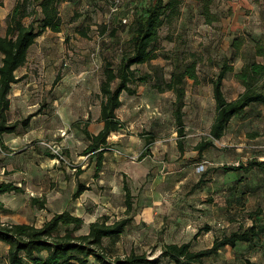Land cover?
<instances>
[{"label": "rangeland", "instance_id": "obj_1", "mask_svg": "<svg viewBox=\"0 0 264 264\" xmlns=\"http://www.w3.org/2000/svg\"><path fill=\"white\" fill-rule=\"evenodd\" d=\"M16 1L0 0L2 35L6 34L7 16ZM135 7L133 0H68L61 6L63 31L60 33L46 31L30 50L27 64L17 72L19 77L26 79L13 86L11 92L13 109L9 113V119L12 124L17 122L22 124L16 133L4 136L7 148L0 145V183L13 182L23 188L24 192H13L0 197L7 208V211L0 215L3 222L27 223L40 227L57 212L69 210L75 213L76 208H79L76 212L80 214L85 204L89 214L97 218L96 220L106 216L114 222L128 217L126 213L124 217L117 218L121 215L118 208L125 198L121 201L120 197L114 195L108 200L112 204L109 206L95 200L83 204L80 199L78 201L74 199L76 188L72 183L66 185L60 179L54 180L48 172L37 171L39 155L47 156L45 151L48 149L44 143L61 146L67 162L60 160L59 162L63 164L66 176L67 168L73 170L76 173V185L82 182L87 186V190L93 188L95 192L102 191L106 193V199L115 190H120L121 185L127 181L136 203L138 196L135 194L138 189L144 190L149 184L154 183L151 180L154 178H144L148 166L144 168L139 165L141 156L132 158L135 162L132 163L133 177L108 176L112 186L109 183H104L103 186L96 184V176L93 178V175L81 179L83 168L88 167L82 165V159L79 158L85 151L84 143L80 140L83 132L73 127V123L78 121L83 127L90 119V129L96 130L100 120L94 119H98V113L101 111L100 85L104 78V64L111 61L117 65L121 61L122 51L130 39ZM202 9L203 0H184L181 20L173 29L165 27L161 31L160 56L149 64L137 66L141 72H151L154 80L139 84V95L130 96L125 93L122 96L124 103L119 110V116L125 124L133 126L132 130L142 138H152L154 141L155 133H159V126H164V130L160 131L164 137L169 138L173 131H176L180 138L179 127L174 117L176 95L174 92L160 93L154 87L157 80L165 82L171 78L176 55L196 52L201 58L198 67L200 83L196 84L191 79L186 83L185 127L194 133L202 129L199 131L207 136L216 115L211 79L215 78L221 69L224 58L233 55L232 44L235 39L243 40L244 47L247 48L254 47L263 39L264 0H214L212 9L219 19L213 25L206 23ZM124 20H127V23ZM114 29L118 30L116 36H113ZM2 59L3 55L0 52V65ZM233 64L235 71L231 72L225 81V91L229 100L237 99L243 91L235 76L236 72L241 70L243 61L237 58ZM59 75L60 81L54 84ZM31 115L32 119L25 125L23 122ZM258 125L255 124L254 128L264 131V121ZM74 134H77L78 138H73ZM68 137L78 144L74 153L60 142ZM218 142L212 156L208 155V162L199 159L197 153L193 155L195 146L186 139L185 154L180 152L179 147L172 149L171 142H165L166 151L155 150L156 158L150 162L154 166L152 171L156 172L155 169L163 168L165 173L159 172L157 175L152 172L151 177L157 176L155 186L160 181L158 187L167 192L166 197L175 206L179 204L182 207L180 210L183 213L179 214L183 218V229L180 232L183 239L179 244L190 241L194 250L212 247L215 239L212 235L203 234L200 238L198 235L200 228L207 225L205 224L207 221L215 224L222 222L221 232L228 234L238 230L245 231L256 225L261 235L259 240L240 244L235 249L227 247L206 261L209 264H264V171L255 169L248 174L236 171L227 174L223 168L240 163L248 164L253 159L264 161V142L249 141L245 147H242L244 143L236 137H228ZM151 146L154 148V144ZM159 146L156 143L155 149ZM124 157L125 160H131L127 155ZM195 158L200 162L197 163ZM183 168L184 185L176 193L171 190L177 179L173 173ZM80 170L82 172L78 174ZM163 174H166L167 179H162ZM214 175L217 180L225 179L231 183L234 198L235 194L247 191L245 210L235 208L236 201L231 203L232 211L227 212L220 209L224 203L222 200L218 199L216 206L211 204L214 199L210 197L212 184L209 183L213 181L211 177ZM201 178L204 181L196 188ZM92 179H95L94 182ZM32 198L45 200L47 207L40 209L33 205ZM202 200L205 201L206 211L200 207ZM253 211L260 213L252 218L250 212ZM130 216H134L133 213ZM81 217L85 220L81 233H87L91 216ZM142 224L131 225L120 238L106 241L114 257H125L131 251L137 250L141 253L147 252L151 259L160 258L161 247L166 241L164 235L161 232L157 234ZM5 253L6 249L3 247L1 264L6 263ZM160 262L171 264L163 258Z\"/></svg>", "mask_w": 264, "mask_h": 264}, {"label": "trees", "instance_id": "obj_2", "mask_svg": "<svg viewBox=\"0 0 264 264\" xmlns=\"http://www.w3.org/2000/svg\"><path fill=\"white\" fill-rule=\"evenodd\" d=\"M68 0H17L7 16L6 34L0 33V52L3 55L0 65V145L4 148V135L16 133L22 122L12 124L9 119L11 109L10 94L15 84L25 78L19 77L17 72L24 67L29 59L31 47L46 31L56 33L63 31L64 19L61 6ZM136 4L135 17L131 22L130 39L127 47L122 51L119 64L111 61L104 64V78L101 81V115L100 121L103 128L99 133L90 129V119L82 127L81 123H73V127L81 130L89 145L84 151L88 157H96V177L102 171L105 153L112 149L109 142L110 136L121 131L125 123L120 118L118 111L123 105L122 96L139 95V84L149 83L154 80L151 72H141L137 66L149 64L160 56L161 31L163 28L173 29L181 20L184 13V0H133ZM214 0H203L202 14L208 25H213L219 17L213 11ZM118 33L114 29L113 36ZM233 55L224 58L222 67L211 79L213 96L216 105V115L211 126L210 135L203 138L195 150L199 159L211 147H216V141L221 140L232 119L241 116L247 108L254 104L264 106V36L254 47H244L243 40L238 38L233 41ZM241 58L243 65L236 72V79L243 87L237 99L229 100L225 91V81L231 72L235 71L233 61ZM201 58L196 52L181 53L174 58V69L168 81H156L154 87L160 93L174 92L176 95L174 117L179 127L180 139L178 147L182 154L186 152L184 108L186 107V83L189 79L200 83L199 63ZM61 76L56 79L59 82ZM33 115L23 123L28 125ZM154 141L147 138L148 147L141 155V159L151 154V145ZM46 155L56 158L51 151ZM226 173L236 171L250 173L259 169L264 171V161L253 159L248 164L224 166ZM82 171L80 170L78 174ZM203 178L196 184V188L203 183ZM87 186L80 182L74 194V199L79 198ZM125 203L128 217L114 222L109 217L103 216L89 224V231L81 233L85 220L69 210L55 213L46 220L42 226L27 223H6L0 220V264L3 259L2 249L5 247V264H160L161 258L171 264H209L207 259L218 255L227 247L237 248L240 244L254 243L261 238L259 228L253 225L245 231H233L217 236L212 247L194 250L192 242L164 243L159 259H151L147 252L131 251L125 257H114L111 247L107 245L108 239L116 240L123 236L129 225L134 220L130 216L134 211V196L126 181L124 184ZM22 193L24 189L13 182L0 183V195L7 193ZM211 201V200H209ZM33 205L44 209L47 207L45 200L32 198ZM7 211L5 202L0 199V215ZM260 211L250 212V217L255 218ZM207 224L201 228L210 231Z\"/></svg>", "mask_w": 264, "mask_h": 264}, {"label": "crops", "instance_id": "obj_3", "mask_svg": "<svg viewBox=\"0 0 264 264\" xmlns=\"http://www.w3.org/2000/svg\"><path fill=\"white\" fill-rule=\"evenodd\" d=\"M18 84H15V85H18ZM21 96L23 97V94H21ZM10 98L12 101L11 109H10L11 111L13 109V100H12L11 94H10ZM123 103H124V100H123ZM100 115H101V111L98 113V119L95 118L94 121L100 120L99 119ZM263 121H264V106L259 105V104H254L250 106L249 108H247V110L245 111L243 115L236 116L232 119L224 137L221 140H224L225 138H228V137L229 138L236 137L237 139H240L241 142L244 143V146L242 145V147H245V144L247 142L253 141V140L264 142V131L260 130V128H254L255 124L258 125L260 123H263ZM98 123L99 124L97 125L96 130L93 131L91 129V131H93L94 133H99V131L103 128V123L101 121H99ZM211 126L212 125H210L209 127V134L207 136L210 135ZM132 127L133 126L130 127L128 126V124H125V127L121 131L115 132L110 136L109 142L112 145V149H109L105 153V159L103 161L102 171L100 172V176L98 178L96 177V184H99L101 186H103L104 183L108 184L109 183L108 176H116L117 178H123L125 175H129L130 177H133L132 172H133L134 164L132 163H135V162L132 161L133 160L132 158L136 156H141L144 153V151L147 149L148 144H147V138L140 137L138 134L135 133V131L132 130ZM163 127L164 126H159L158 128L159 133L158 134L155 133L156 137H155L154 142L152 143L154 144V148L151 146V149H152L151 154L141 159V161L139 162V165H141L144 168L148 166L147 168L148 170L145 172L144 178L145 179H147V177L149 179L154 178V179H151L154 181V183L157 181L158 177L156 175H155L156 177H151L152 172H154V174L157 173V175L159 172L165 173L163 168L155 169L156 172L152 171L154 166H152L150 162L156 158L155 150L160 152L159 151L160 149L161 151L165 152L167 149V145H165V142L166 143L171 142L172 143L171 145L173 146L172 149L173 148L176 149L178 147V141L180 139L176 131L175 132L173 131L172 136H170L169 138L164 137V135L160 132L164 130ZM186 129H187V136L185 137V139L187 142L191 143L193 146H196L200 141L203 140V138L207 137L204 135L203 132L199 131L202 129L197 130L195 133L190 132L189 128H186ZM82 135L83 136L82 138H80V140L82 141V143H84V149L86 150V148L89 145V141L87 140L84 133ZM73 138H78V135L74 134ZM4 142H5V146L8 145L7 142L5 141V137H4ZM60 142L67 145V147L71 149L72 153H74V150H76L77 145H78L76 144V142L73 141L72 138H69V137L63 138V140H61ZM156 143L159 144L160 146L155 149ZM218 143L219 142L216 141L217 145ZM216 147H211L205 151L204 157L202 159L203 162H208L209 160L207 159L208 155L210 154L212 156L213 154L212 151ZM196 153H197L196 150L193 151V155H196ZM123 155L124 156L127 155V157L130 158L131 160L129 159L125 160L126 157H124ZM39 156L40 158L37 160L38 167H36L37 171H39L40 173L48 172L49 175L52 178H54V180L60 179L62 183H65L66 185H69L72 183L74 185V188H76L77 190L78 185H76L77 180L75 179L76 173L73 170L71 171L70 169L67 168L68 175L66 176L64 172L65 171L64 167L62 166L63 164L59 162L57 158L53 159L49 156H43V155H39ZM79 158L82 159L81 161L82 165L88 166L86 169L83 168L84 170H83V173L80 175V178L82 179L84 177L91 176V175H93V178H94L96 176V171H97L96 157H87L86 155L83 154V156ZM195 160L197 161V163L200 162L196 158ZM86 161L87 163L85 164ZM173 175H176L177 179H176V182L174 183V186L171 188V190L177 193L179 189L184 185V178H185L184 168L180 169L179 171H175ZM140 177L142 178V175ZM164 178L167 179L166 174H163L162 179ZM70 179L72 181H70ZM211 179L213 181L210 182L209 185L212 184L211 186L212 192L210 193L211 195L210 197L214 199V201H212L211 203L212 205L216 206L218 203L217 200L220 199L224 202L220 209H222V211L224 212H227V211H232L231 203L233 201H236L237 204H234L235 208H240L241 210H245V195L247 191L243 193L241 192L240 194H235V198H234L233 192L231 190L232 186L230 182L226 181L225 179L217 180V177L215 175L212 176ZM94 180L95 179H92V182H94ZM154 183L149 184V187H145L146 189L144 190L141 188L138 189L137 193L135 194L138 196V198H136L138 202L136 201V203L134 204V209H135V211H133L134 220L129 225L128 230L130 229L131 225L139 226L143 223L142 225H144V227L157 232V234L161 232L162 235H164V238L166 240L164 243H179L183 239V236L180 233L181 230L183 229V225H182L183 218L179 214V213H183L182 210H180L182 207H180L179 204L175 206L173 202L166 197L167 192L165 190H161L158 187L159 184L161 183L160 181L158 182L157 186H155ZM109 184L112 186L111 183ZM123 186L121 185L120 190L118 189V190H115L114 193H111L110 194L111 196L109 195L110 197H108V199L105 198L106 193L102 191H100L99 193L95 192L94 189L92 188V190H86L79 198L75 200L78 201L80 199L81 203L83 201V204L84 202L86 203V202H91L95 200V202L97 203L100 202L101 204L103 203L102 205L106 204V206L107 205L109 206L112 204L109 203L108 200H110L111 197H114V195L120 197L121 201H123L122 198H125V191L123 189ZM1 196L3 195H0V197ZM204 202L205 201L203 200L201 201L200 207L201 209L206 211L207 208L205 207L206 204ZM120 204L121 205L119 206L118 211H120L121 215L117 217L118 219H120V217H124L127 211L125 200L124 202H121ZM85 205L82 206L80 214L79 212H76L79 210V208H76L75 213L74 211H72V213L75 215H79V216L89 215L91 216L90 222L96 221L97 218L95 219L93 215L89 214V212L87 211L88 208H86ZM112 209H115V208H112ZM102 215L103 214H100V216ZM166 223H169V224H166ZM205 224H209L212 229L210 231H203L202 234L199 235V238L203 234H206V236L212 235V237L216 239L217 236H220L221 233H223L221 232V230H223L221 228L223 224L222 222L215 224V223H211L207 221ZM164 230H165V233H167L168 235H165ZM215 239H214V242H215ZM187 242H190V241H187ZM181 243H185V242L183 241Z\"/></svg>", "mask_w": 264, "mask_h": 264}, {"label": "built area", "instance_id": "obj_4", "mask_svg": "<svg viewBox=\"0 0 264 264\" xmlns=\"http://www.w3.org/2000/svg\"><path fill=\"white\" fill-rule=\"evenodd\" d=\"M124 22L127 23V20H124ZM44 145L49 151H51L54 155L57 156L56 158L58 160L67 162L66 157L64 156L63 153V149L61 148L60 145L55 143H44Z\"/></svg>", "mask_w": 264, "mask_h": 264}]
</instances>
